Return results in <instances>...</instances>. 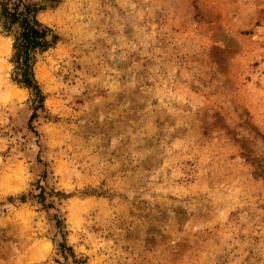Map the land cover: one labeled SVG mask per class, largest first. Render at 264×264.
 Segmentation results:
<instances>
[{"label":"clouds","instance_id":"1","mask_svg":"<svg viewBox=\"0 0 264 264\" xmlns=\"http://www.w3.org/2000/svg\"><path fill=\"white\" fill-rule=\"evenodd\" d=\"M91 2L0 0V264H133L136 253L131 248L132 255L124 252L126 233L117 226L116 210L105 213L92 203L93 196L84 195L100 187L99 180H90L97 174L94 150L103 133L87 134V145L83 135L89 127L105 126L102 111L93 120L88 116L101 103L97 89L110 79L96 72L95 60L88 69H78L81 62L73 55L85 33L91 36L86 22ZM214 7L210 43L198 53L205 70L201 79L189 83L203 88L202 79H211L209 87L238 115V140L248 138L253 128L258 137L264 136V128L249 122V106L264 116V0H214ZM32 32L38 36L30 43ZM237 69L239 85L234 87ZM172 95L193 113L204 107L202 95ZM205 120L212 122L215 116L209 113ZM106 143L115 150L119 137L110 135ZM133 180L136 187L112 189L111 200L114 205L121 200L144 203L148 219L141 228L146 231L153 226L158 198L175 197L179 190L163 187L169 178L162 170ZM239 193V188L227 196L221 193L220 217L226 220L235 211L226 202L238 199ZM169 214L175 212L170 209ZM140 237L144 251L155 246L153 235L142 231ZM177 243L170 241L173 247ZM228 251L236 256L233 245ZM239 251L234 264L248 254Z\"/></svg>","mask_w":264,"mask_h":264},{"label":"rangeland","instance_id":"2","mask_svg":"<svg viewBox=\"0 0 264 264\" xmlns=\"http://www.w3.org/2000/svg\"><path fill=\"white\" fill-rule=\"evenodd\" d=\"M86 7L91 36L85 33L73 53L81 62L77 68L88 69L95 60L96 72L110 79L97 89L102 100L88 116L93 120L102 111L105 126L89 127L83 135L87 145V134L103 133L94 150L97 174L90 180H99L100 187L84 195L93 196L92 203L105 213L116 210L117 226L126 233L124 252L132 255L131 248L136 253L133 264H234L240 248L248 253L240 264H264V234H254L264 233V136L253 128L248 138L238 140V115L218 99L217 90L209 87L211 79H202L203 88L189 83L205 70L198 53L210 43L214 0H92ZM248 47L245 42V53ZM238 71L233 72L234 87ZM185 93L194 99L202 95L203 109L193 113L173 100L172 94ZM249 111L250 124L264 128V116L252 106ZM209 113L215 116L212 122L205 120ZM113 134L119 144L110 151L106 139ZM160 170L169 178L163 187L179 191L158 198L153 226L145 231V204L121 200L114 205L111 191L136 187L133 177ZM237 188L239 198L226 202L235 211L225 220L217 201L223 200L221 193L227 196ZM142 231L156 239L148 251ZM173 239L178 241L174 247ZM237 239L238 245L233 243Z\"/></svg>","mask_w":264,"mask_h":264},{"label":"trees","instance_id":"3","mask_svg":"<svg viewBox=\"0 0 264 264\" xmlns=\"http://www.w3.org/2000/svg\"><path fill=\"white\" fill-rule=\"evenodd\" d=\"M25 26L27 27V25H26V24H25ZM25 36H26V38H27V36H28V33H25ZM31 36L33 37V39H32V40H30L29 42H30V43H33V42H34V39H35V37H36V36H38V33L32 32V33H31Z\"/></svg>","mask_w":264,"mask_h":264}]
</instances>
